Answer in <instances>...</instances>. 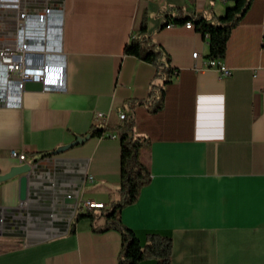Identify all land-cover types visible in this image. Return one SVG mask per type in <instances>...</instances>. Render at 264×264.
Segmentation results:
<instances>
[{"label":"crops","instance_id":"1","mask_svg":"<svg viewBox=\"0 0 264 264\" xmlns=\"http://www.w3.org/2000/svg\"><path fill=\"white\" fill-rule=\"evenodd\" d=\"M234 2L199 6L210 18ZM177 7L194 8L189 0H65L63 79L0 102V175L32 166L26 200L19 176L0 183V264H118L121 232L100 228L121 199V137L107 134L121 131L119 109L133 117L130 132L147 139L141 160L151 174L122 208V223L142 243L171 237L172 264H264V0H253L231 32L220 60L229 76L206 66L201 32L162 27ZM144 17L178 70L168 84L154 64L124 53ZM94 125L111 129L90 136ZM86 199L105 207L78 208Z\"/></svg>","mask_w":264,"mask_h":264},{"label":"trees","instance_id":"2","mask_svg":"<svg viewBox=\"0 0 264 264\" xmlns=\"http://www.w3.org/2000/svg\"><path fill=\"white\" fill-rule=\"evenodd\" d=\"M253 0H235L234 5L228 7L223 15L193 16L185 13L181 7L176 8V14L164 13L162 27L170 22L185 23L192 20L195 29L202 33L209 44L207 59L223 60L226 57L227 45L232 30L245 21L246 14L251 8ZM124 53L134 55L157 67V75L164 84L172 81L178 70L170 66V56L153 41L147 19L144 17L139 32L126 44ZM164 91V89H162ZM144 102V101H143ZM142 104V103H140ZM121 184L119 194L121 199L112 203L104 213L107 223L100 230L115 227L121 232V251L118 264H142L146 259H156L158 264H172L174 250L173 239L169 236L150 234L147 242L142 243L135 232L121 221L120 212L126 205L134 203L142 190L151 180L149 167L141 160V151L146 146L147 139L141 135L129 134L133 131L134 120L128 116L121 125ZM111 128L94 125L90 136H102ZM90 214H78V217H88Z\"/></svg>","mask_w":264,"mask_h":264},{"label":"built area","instance_id":"3","mask_svg":"<svg viewBox=\"0 0 264 264\" xmlns=\"http://www.w3.org/2000/svg\"><path fill=\"white\" fill-rule=\"evenodd\" d=\"M194 6L191 15H202L199 0H189ZM65 0H0V102L15 103L26 91L29 82H40L43 90L63 79L65 62L62 59L61 33L63 28V10ZM187 28H195L192 20L183 23ZM179 24L170 22L167 28ZM198 59L200 53H193ZM206 66L215 67L222 76L231 74L230 67L220 60L206 59ZM136 114V109L133 110ZM123 121L128 113L119 109ZM96 118L107 122L109 115L97 112ZM121 133L110 131L111 137H121ZM131 135L132 133L129 132ZM11 156L23 163L27 161L24 152L11 151ZM78 208H104L103 202L82 200Z\"/></svg>","mask_w":264,"mask_h":264},{"label":"water","instance_id":"4","mask_svg":"<svg viewBox=\"0 0 264 264\" xmlns=\"http://www.w3.org/2000/svg\"><path fill=\"white\" fill-rule=\"evenodd\" d=\"M27 90H43L44 85L40 82H29L26 85ZM32 172V166L28 163L14 166L11 171L0 175V183L10 178L19 176L20 178V199L26 200L29 195L30 177ZM74 202H78L77 198L73 199Z\"/></svg>","mask_w":264,"mask_h":264}]
</instances>
